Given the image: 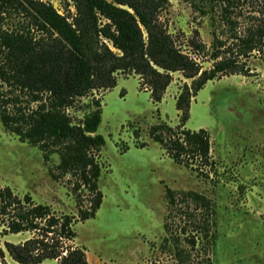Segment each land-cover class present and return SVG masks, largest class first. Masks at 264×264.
Masks as SVG:
<instances>
[{
  "label": "rangeland",
  "instance_id": "rangeland-1",
  "mask_svg": "<svg viewBox=\"0 0 264 264\" xmlns=\"http://www.w3.org/2000/svg\"><path fill=\"white\" fill-rule=\"evenodd\" d=\"M45 1L70 20L77 15L74 0ZM234 2L232 28L221 19L222 4L210 9L207 0H169L161 18L176 44L209 69L215 62L210 55L214 31L230 44L227 35L233 28L244 34L264 20V0ZM192 40L204 49L196 50ZM240 61L249 74L208 81L192 97L186 121L177 99L193 79L183 70L171 72L160 102L139 74L118 71L114 87L95 89L67 109L73 122L80 123L94 109V100L102 105L97 133L106 141L98 153L104 199L95 217L79 218L78 199L89 204L91 194L76 189L71 175L55 177L59 156L52 154L47 161L39 145L22 140L1 118L0 188L9 186L22 197L29 194L35 203L50 205L58 215L75 216L73 244L86 250L90 264H205L210 256L212 264H264V59L255 53ZM17 94V103L27 105L25 94L0 81V108L3 98ZM162 121L207 129L212 165L200 170L177 163L150 135L151 127ZM167 188L176 191L175 203ZM183 190L204 193L213 201V237L198 228L207 211L186 200ZM4 228L0 225L2 243L32 235L6 234ZM6 258L17 264L8 254Z\"/></svg>",
  "mask_w": 264,
  "mask_h": 264
},
{
  "label": "trees",
  "instance_id": "trees-1",
  "mask_svg": "<svg viewBox=\"0 0 264 264\" xmlns=\"http://www.w3.org/2000/svg\"><path fill=\"white\" fill-rule=\"evenodd\" d=\"M207 1L210 9L222 4L221 19L232 28L234 0ZM74 2L77 15L70 20L50 1L0 0V81L28 98L25 106L17 103L19 94L3 98L0 118L22 140L39 145L47 161L52 154L59 156L55 177L71 175L76 189L90 192L89 204L78 199V216L87 220L96 216L104 199L98 153L106 141L97 133L102 105L94 100V109L80 123L73 122L67 109L95 89L114 87L118 71L139 74L160 102L172 80L171 72L183 70L193 79L184 84L177 99L186 121L192 97L208 81L230 74L248 75L251 70L240 57L258 53L264 59V20L244 34L233 28L227 35L230 44L214 31L210 55L215 62L203 69L176 44L162 21L169 0ZM191 43L198 51L204 49L197 40ZM11 105L15 106L11 109ZM150 135L177 163L200 170L212 165L211 137L205 128L191 130L162 121L151 127ZM167 195L175 203L176 191L167 188ZM181 195L207 211L198 228L208 239L213 237L211 198L195 190H183ZM75 219L56 214L48 204L35 203L29 194L22 197L9 186L0 188V225L6 234L32 233L17 243L0 240V264H9L7 254L17 264H45L47 260L90 264L86 250L73 244ZM212 261L210 256L205 264Z\"/></svg>",
  "mask_w": 264,
  "mask_h": 264
}]
</instances>
